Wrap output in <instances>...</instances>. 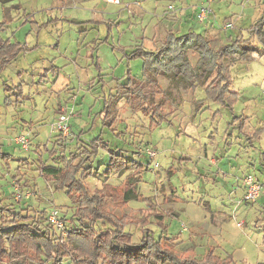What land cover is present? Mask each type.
Returning a JSON list of instances; mask_svg holds the SVG:
<instances>
[{
  "label": "clouds",
  "instance_id": "clouds-1",
  "mask_svg": "<svg viewBox=\"0 0 264 264\" xmlns=\"http://www.w3.org/2000/svg\"><path fill=\"white\" fill-rule=\"evenodd\" d=\"M0 264H264V0H0Z\"/></svg>",
  "mask_w": 264,
  "mask_h": 264
}]
</instances>
